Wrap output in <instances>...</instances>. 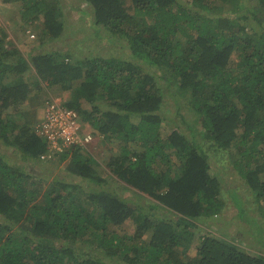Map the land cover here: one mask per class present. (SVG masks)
Here are the masks:
<instances>
[{"label": "trees", "instance_id": "1", "mask_svg": "<svg viewBox=\"0 0 264 264\" xmlns=\"http://www.w3.org/2000/svg\"><path fill=\"white\" fill-rule=\"evenodd\" d=\"M0 1L16 4L19 20L41 22L43 41L62 31L59 0ZM81 2L106 37L124 39L129 58L74 60L57 48L26 55L0 26V264H264L263 254L209 234L185 253L190 228L224 207L204 141L233 157L264 222V0ZM43 82L69 91L60 104L82 129L119 142L107 165L139 199L109 188L85 145L40 159L45 142L25 105ZM167 94L181 99L175 113L194 119L199 138L177 128L163 134ZM47 161L65 163L62 173L27 169ZM230 195L241 202L233 187ZM238 216L258 228L260 242L264 224ZM126 221L131 235L114 230Z\"/></svg>", "mask_w": 264, "mask_h": 264}, {"label": "rangeland", "instance_id": "2", "mask_svg": "<svg viewBox=\"0 0 264 264\" xmlns=\"http://www.w3.org/2000/svg\"><path fill=\"white\" fill-rule=\"evenodd\" d=\"M183 3L190 2V0H178ZM0 5V17L4 22L6 34L12 43L16 44L26 55L35 52H43L47 49L57 48L62 51H67L71 54L72 59L79 60L85 56H121L122 58H129L128 48L124 46V39H118L117 37H106L107 31L103 26H95L89 15L90 6L81 0H59L58 8L62 12L63 28L59 36L56 38H47L46 41L42 40V33L40 29L41 22L36 21L29 23L27 21L19 20L18 6L16 4L1 3ZM233 7L229 8L227 12L236 14L233 11ZM240 10V9H239ZM12 18H15L13 20ZM26 29L33 31L36 35L34 38H29L26 34ZM44 39V38H43ZM145 70L147 67L144 68ZM26 77V74L23 75ZM159 86L165 89V84L160 81ZM40 93L37 99L31 100L32 104L25 105L29 109L34 122L41 115V111L45 102L51 98L61 99L69 96L68 90H54L51 86L48 87L46 82L39 85ZM181 100L175 94L165 95L161 104V113L164 115V119L161 123V131L163 134L171 128H177L188 135L191 133V137L195 135L199 138L197 130V124L194 119L187 123L181 119L176 113V101ZM82 106L88 108L89 104L82 100ZM182 112H186L185 106L182 108ZM132 121L136 122L137 118H132ZM33 122V123H34ZM194 132V133H193ZM118 141H112L106 135L94 136L90 143L84 146V149L93 158L97 165L98 172L105 177L108 187L112 188L115 192L120 194L123 198L130 200L139 199L138 194L134 193L131 188L124 183L118 181L116 176L112 173L108 167V162L119 153ZM203 148L209 156V162L213 174L218 176L222 180L223 186L220 192V198L224 202L222 213L213 219H207L205 221H197L196 226L190 228L193 232V239L186 255L191 256L195 252L199 238L205 234H209L214 237H219L224 241L233 242L240 250L250 254L261 253L264 255V230L259 235V240H256L258 228L250 225L238 215L241 213L244 217H253L261 221L262 218L258 217V201H256L253 192L249 189L246 182L240 177L236 169L233 166V157L226 152L213 150L208 146V143L204 141ZM87 154V153H86ZM18 154L16 157H12V161H18ZM65 163H54L47 161L42 164L37 163L32 169L27 166V169L36 174L35 170L45 173L50 177L52 173L61 174V167ZM38 174V173H37ZM233 187L237 192V195L241 199L238 205L231 199L230 188ZM241 205V206H240ZM114 228L111 227L110 230ZM119 234L131 235L134 231V226L129 221L122 223L114 229ZM150 233L147 232L143 238L148 240ZM182 250L180 251V254Z\"/></svg>", "mask_w": 264, "mask_h": 264}, {"label": "built area", "instance_id": "3", "mask_svg": "<svg viewBox=\"0 0 264 264\" xmlns=\"http://www.w3.org/2000/svg\"><path fill=\"white\" fill-rule=\"evenodd\" d=\"M1 25L2 19L0 17ZM26 34L29 38H34L36 35L29 29H26ZM33 130L45 142V150L40 154L41 160H52L56 157L55 155L63 153L72 145L77 143L86 145L94 137L92 132L81 128L74 110L65 109L60 101L54 98L45 102Z\"/></svg>", "mask_w": 264, "mask_h": 264}]
</instances>
